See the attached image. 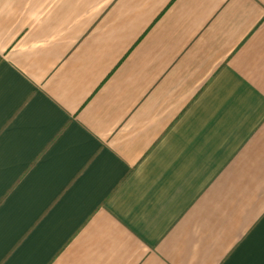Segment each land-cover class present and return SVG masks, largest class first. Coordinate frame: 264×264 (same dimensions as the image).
<instances>
[{"label":"crops","instance_id":"obj_1","mask_svg":"<svg viewBox=\"0 0 264 264\" xmlns=\"http://www.w3.org/2000/svg\"><path fill=\"white\" fill-rule=\"evenodd\" d=\"M0 264H264V0H0Z\"/></svg>","mask_w":264,"mask_h":264}]
</instances>
